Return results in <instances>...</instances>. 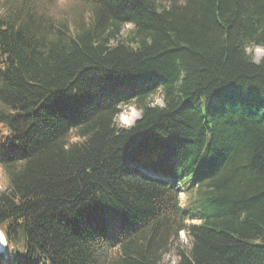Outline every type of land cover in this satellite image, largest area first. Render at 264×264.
Instances as JSON below:
<instances>
[{
  "label": "trees",
  "instance_id": "trees-1",
  "mask_svg": "<svg viewBox=\"0 0 264 264\" xmlns=\"http://www.w3.org/2000/svg\"><path fill=\"white\" fill-rule=\"evenodd\" d=\"M74 1L71 24L0 0L11 257L264 264V0Z\"/></svg>",
  "mask_w": 264,
  "mask_h": 264
},
{
  "label": "rangeland",
  "instance_id": "rangeland-1",
  "mask_svg": "<svg viewBox=\"0 0 264 264\" xmlns=\"http://www.w3.org/2000/svg\"><path fill=\"white\" fill-rule=\"evenodd\" d=\"M43 0H36V2L41 5L45 13L48 15L52 16L54 19L57 20H66L69 21L71 24H73V21L77 18L78 16L81 15L82 18L87 19L90 15V9L87 5L82 4L79 1H74V0H51L49 2H42ZM127 29V28H125ZM255 47L253 49V54L254 56L258 55L255 52ZM263 54L259 55L258 59H255L257 62ZM153 103L161 105L162 100L157 96L154 95L153 97ZM140 116V111L135 107L134 105H125L121 108V113L117 117V123L118 125L122 126H130L133 124V122L139 118ZM127 123L124 122V120H127ZM5 185V176L3 172L0 169V191L4 188ZM181 202H183V196H181ZM3 239H2V237ZM180 240L186 244L187 243V237L184 232H181L179 235ZM0 239H2V248H0V264H21V262L18 260L15 261V258L13 259L11 257V252L5 245L6 242L5 237L3 236L2 232H0ZM19 258V256L17 257ZM13 259V260H12ZM175 262V257L173 254H169L165 256L163 263L164 264H173Z\"/></svg>",
  "mask_w": 264,
  "mask_h": 264
},
{
  "label": "clouds",
  "instance_id": "clouds-1",
  "mask_svg": "<svg viewBox=\"0 0 264 264\" xmlns=\"http://www.w3.org/2000/svg\"><path fill=\"white\" fill-rule=\"evenodd\" d=\"M247 51V49H246ZM255 52L258 54L256 56H253V59H258L260 54H264V48L257 47L255 49Z\"/></svg>",
  "mask_w": 264,
  "mask_h": 264
},
{
  "label": "bare ground",
  "instance_id": "bare-ground-1",
  "mask_svg": "<svg viewBox=\"0 0 264 264\" xmlns=\"http://www.w3.org/2000/svg\"><path fill=\"white\" fill-rule=\"evenodd\" d=\"M127 121H128V119L127 120H124V122H126L127 123ZM1 237H2V235H1ZM2 239H3V237H2ZM2 239H0V248H2V244H3V242H2ZM6 239V238H5ZM5 241V240H4ZM6 245V244H5ZM8 248H9V246H8ZM14 259V258H13ZM12 259V260H13Z\"/></svg>",
  "mask_w": 264,
  "mask_h": 264
}]
</instances>
